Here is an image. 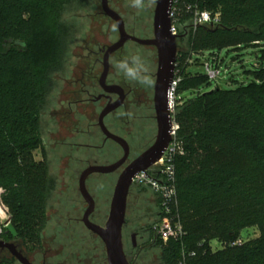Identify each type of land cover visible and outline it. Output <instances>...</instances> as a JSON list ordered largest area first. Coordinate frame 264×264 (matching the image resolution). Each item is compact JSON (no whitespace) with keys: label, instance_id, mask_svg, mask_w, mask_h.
<instances>
[{"label":"trees","instance_id":"1","mask_svg":"<svg viewBox=\"0 0 264 264\" xmlns=\"http://www.w3.org/2000/svg\"><path fill=\"white\" fill-rule=\"evenodd\" d=\"M70 1L0 0V188L11 218L1 239H18L30 252L43 246L47 206L58 186L47 160H37L35 151L43 145V106L65 64L69 29L62 15ZM199 2L203 9L220 10L222 18L195 32L180 30L178 44L189 38L190 48L178 53L182 79L175 108L177 137L185 149L175 164L186 234L161 239V259L163 264H264V0ZM229 42L235 49L258 50L255 80L234 89L211 88L206 73H186L193 53L218 52ZM159 207L154 227L163 217L160 198ZM249 227L260 235L236 242ZM213 240L222 248L214 251ZM0 264L17 259L0 249Z\"/></svg>","mask_w":264,"mask_h":264},{"label":"rangeland","instance_id":"2","mask_svg":"<svg viewBox=\"0 0 264 264\" xmlns=\"http://www.w3.org/2000/svg\"><path fill=\"white\" fill-rule=\"evenodd\" d=\"M213 12V11H212ZM221 13V11H216ZM62 21L69 29L68 51L64 68L55 75L54 89L48 96L42 111V135L43 145L35 151L37 160L45 158L49 164L50 173L57 179L58 186L51 195L47 209V229L44 233L43 246L34 251H27L18 239L11 240L19 250L29 258L32 263L42 264L44 262L61 264H107L105 246L98 235L90 232L80 220L87 208L78 190L80 169H77L78 158H88L90 151L86 148L73 149L64 147L62 142L67 140L84 141L87 143H102L103 135L94 126L90 129L88 124L93 121L90 118V108L82 104L77 110V117L83 116L77 126L71 125V118L67 113L68 100L70 95H65V88H69L68 79L75 75H81L82 71H89L91 57L88 56V47L96 44H109L112 39V27L114 25L102 13L101 0H71L67 5ZM187 42L178 44V50L187 51ZM234 42L225 45L226 48L218 52L200 51L193 53L187 60L186 73L197 75L205 73L204 64L212 61L221 69V74L216 81H213L211 88L219 86L222 89H234L241 84H247L256 79L252 70L254 65H260L257 61L258 50L255 47H243L235 49ZM262 46V44H259ZM259 46V48H261ZM195 55V56H194ZM186 63L184 66H186ZM67 90V89H66ZM182 102V101H181ZM86 111V112H84ZM67 114V115H65ZM100 154V152H99ZM92 180L90 187H93ZM92 190L99 204L104 203L105 213H109L113 188ZM0 190V239L3 230L10 227V215L7 207L1 201ZM128 202L127 219L133 222L135 218L149 226L154 225L159 219L160 212L158 195L150 188L132 186ZM104 211V210H103ZM75 212L77 214H75ZM138 215V216H137ZM69 218H77L78 221H69ZM69 221V222H67ZM260 235L257 227L243 229L236 239V242H245L255 239ZM139 245L145 240L137 238ZM160 237L154 240L150 237L147 247L140 249L139 256L132 257L135 264H163L161 259ZM131 233L124 234L126 252L130 251ZM211 248L216 251L222 248L218 240L211 242ZM6 251L10 253L7 249ZM45 259V260H44ZM132 261V262H133ZM17 264H21L17 260Z\"/></svg>","mask_w":264,"mask_h":264},{"label":"flooded vegetation","instance_id":"3","mask_svg":"<svg viewBox=\"0 0 264 264\" xmlns=\"http://www.w3.org/2000/svg\"><path fill=\"white\" fill-rule=\"evenodd\" d=\"M108 5L123 19L125 31L128 35L142 40H150L155 37L154 17L157 0H154V2L150 5L148 4V0H145V7L142 9L133 7L132 0H108ZM101 7L102 13H104L114 25V28L112 27V39L109 44L101 46H96L95 44L92 47L87 48L89 52L88 56L91 57L89 71L84 70L82 71L81 75L78 74L68 79L69 88H65L64 93L65 95L71 96L70 100H68V108L70 111L67 112L71 118L70 124L77 126L80 123V120L83 118V116L80 118L76 116V111H73L74 107L79 110L78 106L82 104L88 105L91 111L90 118L93 120L88 124V127L90 129L91 126H94L100 130L103 135L102 143H87L83 140L77 141V139H75L67 141L65 140L62 142V144L65 148H86L93 150L92 153L90 151L88 158H78V160H76L79 162L77 169H80V176L84 170L90 166L112 165L120 161L125 155L124 146L117 140L107 137L100 122L102 113L106 109H109V112L103 119L104 125L112 134L123 139L127 143L129 153L126 161L116 170L106 173L94 172L87 178V188L95 201V210L91 214L90 219L91 221L104 226L109 217V213H105L104 203H102V205L99 204L92 190L105 189L104 186H107L108 189L113 188L114 186L115 189L116 183L122 171L132 161L137 159L142 153L149 149L156 142L159 134V119L155 89L159 57L158 49L155 45L141 43L132 39H128L120 47L109 51V48L120 40L121 33L119 31L117 22L111 16L106 14L102 5V0ZM136 55L141 57L144 67L148 69L147 73H144L142 70H140V74L150 76L154 81L151 85L141 84L135 79L128 78L121 70L116 67L117 62L120 59L127 57L129 58V67L133 70H136V66L131 62V57ZM106 57L108 59V69L106 79L104 83H102L101 78L105 71ZM177 66L178 63L176 60L173 79L178 72ZM172 82L171 85L166 88L167 99L169 101L168 107L169 111L171 112V123L172 110L170 95ZM92 180H94V188L90 187L89 182ZM78 190L80 192L79 184ZM80 196L88 207V203L81 192ZM129 198L130 194L128 197V202ZM128 207L129 205L127 204V212ZM75 214L77 213L75 212ZM83 217L80 219L82 222ZM73 220L78 221L77 218H69V221ZM126 232L131 233L132 241L130 251L126 252L125 249V252L129 261L132 264H135L131 258L136 257L137 255L139 256L141 252L140 249L147 247V243H149L150 237L152 235H154V240H157L159 235L153 225H144L141 222L140 217L135 218L133 222H128L127 213L126 222L123 227V242L124 234ZM137 238L145 240L143 241L145 243L139 245ZM46 263L61 264L58 262H44L42 264Z\"/></svg>","mask_w":264,"mask_h":264},{"label":"water","instance_id":"4","mask_svg":"<svg viewBox=\"0 0 264 264\" xmlns=\"http://www.w3.org/2000/svg\"><path fill=\"white\" fill-rule=\"evenodd\" d=\"M172 1L173 0H157L154 17L155 37L150 40H142L128 35L125 31L123 19L109 7L108 0H102V5L106 14L117 22L121 33L120 40L111 46L109 51L120 47L128 39H132L141 43L155 45L158 49L159 57L157 81L155 85L159 134L156 142L137 159L132 161L120 174L111 200L109 217L104 226L90 219L91 214L95 210V201L87 188V178L94 172L106 173L116 170L126 161L129 153L127 143L123 139L112 134L104 125L103 119L109 112V109H106L100 117L102 129L107 137L117 140L124 146L125 155L120 161L112 165H95L88 167L84 170L79 179L80 192L88 203L83 222L90 231L98 235L102 240L105 246L107 264H132L124 248L123 227L126 222L128 197L131 187L133 186V179L139 172L145 171L162 157L172 138L171 112L168 107L169 101L166 91V88L171 85L173 79L175 62L178 54V36L171 31L170 10ZM107 69L108 59L106 57L105 71L101 78L102 83H104L106 79ZM0 249H7L21 264H34L21 250H19L14 242L0 239Z\"/></svg>","mask_w":264,"mask_h":264},{"label":"built area","instance_id":"5","mask_svg":"<svg viewBox=\"0 0 264 264\" xmlns=\"http://www.w3.org/2000/svg\"><path fill=\"white\" fill-rule=\"evenodd\" d=\"M170 18L171 31L179 38L181 29H193L195 32L201 25L215 26L221 22L222 15L219 12L203 9L199 0H173ZM184 18L187 21L185 23L182 22ZM204 67L209 79L212 82L216 81L221 74V69L212 61H206ZM181 79V75L177 72L171 87V141L162 157L145 171L139 172L133 179L134 184L148 186L160 198L163 217L155 225V229L164 242L171 238L181 239L186 234L179 212L175 164L177 156L185 152L183 143L177 137L179 124L175 118L176 89Z\"/></svg>","mask_w":264,"mask_h":264},{"label":"clouds","instance_id":"6","mask_svg":"<svg viewBox=\"0 0 264 264\" xmlns=\"http://www.w3.org/2000/svg\"><path fill=\"white\" fill-rule=\"evenodd\" d=\"M154 0H148V4L153 3ZM132 6L137 9H142L145 7V0H132ZM131 62L136 66V70L129 67V58L125 57L120 59L116 67L121 70L128 78L135 79L141 84L151 85L154 81L148 75H141L140 70L147 73L148 69L144 67L143 61L140 56L136 55L131 57Z\"/></svg>","mask_w":264,"mask_h":264},{"label":"crops","instance_id":"7","mask_svg":"<svg viewBox=\"0 0 264 264\" xmlns=\"http://www.w3.org/2000/svg\"><path fill=\"white\" fill-rule=\"evenodd\" d=\"M0 190H1V188H0Z\"/></svg>","mask_w":264,"mask_h":264}]
</instances>
